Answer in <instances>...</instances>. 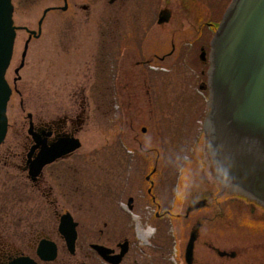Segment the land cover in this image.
<instances>
[{
    "label": "rangeland",
    "instance_id": "rangeland-1",
    "mask_svg": "<svg viewBox=\"0 0 264 264\" xmlns=\"http://www.w3.org/2000/svg\"><path fill=\"white\" fill-rule=\"evenodd\" d=\"M136 1L127 0L120 9L119 23L92 19L88 25L71 24L66 14L61 27L59 18L48 14L40 38L25 48L26 31L16 30L5 78L12 87L16 77L17 92L12 91L7 104L8 130L0 151L26 133L28 113L38 120L78 110L80 181L98 182L96 187L111 181L110 186L117 188L125 183V169L129 168L133 182L139 184L138 176L147 172L146 166L141 169L138 160L130 159V152L142 150L144 162L148 158V165H155L156 196L179 197L181 212L190 201L210 197V205L200 212L221 214L207 227V234L212 236L211 229H216L217 243L238 253L234 261L264 264V224L254 221L264 210L256 206L252 213L237 195L220 194L206 152L208 94L205 75L200 76L203 67L195 59L198 45L194 41L211 9L219 10L230 0H189L181 3L185 9L180 11L179 3L172 0L169 7L174 15L160 28L155 27L154 18L139 15L133 7ZM29 2L11 0L14 26L36 29L42 10L51 1ZM203 33V39L211 36L207 30ZM172 45L173 54L164 57ZM184 48L190 49L178 59ZM20 60L24 66L19 73L10 72ZM121 152L129 157L125 160ZM2 167L0 164V231L9 238L11 229L22 230L28 221L9 216L14 207L26 205L13 203L10 180L5 177L12 173Z\"/></svg>",
    "mask_w": 264,
    "mask_h": 264
},
{
    "label": "flooded vegetation",
    "instance_id": "flooded-vegetation-1",
    "mask_svg": "<svg viewBox=\"0 0 264 264\" xmlns=\"http://www.w3.org/2000/svg\"><path fill=\"white\" fill-rule=\"evenodd\" d=\"M50 1L36 22V29L15 25L16 30L26 31L24 48L31 40L40 38L42 24L48 14L59 18L61 27L66 14L70 16L71 24L81 22L88 25L92 19L119 23L117 14L127 3V0ZM173 2L179 3L180 11L185 9L181 3L190 1ZM173 2L137 0L133 7L139 15L154 18L155 27L160 28L170 23L174 13L169 5ZM227 4L219 10L212 8L206 20L200 23L199 35L194 41L198 45L195 59L203 67L200 76L205 75V61L200 59V53L207 50L206 45L211 37L203 39V31L213 34ZM161 19L164 20L160 23ZM188 49L184 48L178 59L185 57ZM172 54L173 45L164 57ZM23 66L24 61L20 60L10 72L17 75ZM13 80L10 87L17 92L14 83L16 77ZM28 114L26 133L20 135L5 151H0V164L9 169L8 173H12L5 176L10 180L12 201L26 205L14 207L15 211H10L9 216L18 222L28 221L22 230L11 229L9 238H5L0 231V264H9L20 258L27 259L30 264H240L234 261L237 252L217 243V238L213 236L216 229H211L212 236L207 234V227L214 225L221 214L200 212L210 205L211 198H196L181 212L179 197L168 199L156 196L155 165L149 166L148 158L144 162L142 150L130 152V159L138 160L141 169L146 166L147 172L138 176L139 184L133 182L129 168L125 169V183L117 188L110 186L114 182L109 180L99 187L95 186L98 182L80 181L77 158L80 148L56 157L34 177L31 165L38 153L58 146L60 140L78 138L81 123L78 110L64 117H42L38 120ZM121 156L125 160L129 157L123 152ZM131 169L135 172V168ZM159 186L156 189H160ZM240 199L246 201L253 213L257 205ZM199 203L202 206L194 207ZM29 219L38 221V225L32 224ZM254 221L264 224V213ZM192 234L194 237L191 241Z\"/></svg>",
    "mask_w": 264,
    "mask_h": 264
},
{
    "label": "water",
    "instance_id": "water-1",
    "mask_svg": "<svg viewBox=\"0 0 264 264\" xmlns=\"http://www.w3.org/2000/svg\"><path fill=\"white\" fill-rule=\"evenodd\" d=\"M11 17L10 0H0V143L10 96L4 74L15 35ZM208 62L204 131L213 178L222 190L264 208V0L230 1L210 40ZM66 141L37 155L34 177L43 165L80 146L78 139ZM9 264L30 261L20 258Z\"/></svg>",
    "mask_w": 264,
    "mask_h": 264
}]
</instances>
